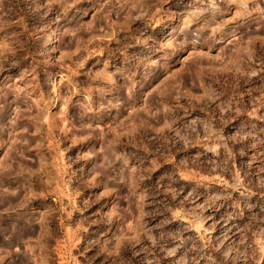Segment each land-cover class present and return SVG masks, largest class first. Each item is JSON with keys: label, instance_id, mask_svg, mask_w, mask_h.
Returning a JSON list of instances; mask_svg holds the SVG:
<instances>
[{"label": "clouds", "instance_id": "9594fccd", "mask_svg": "<svg viewBox=\"0 0 264 264\" xmlns=\"http://www.w3.org/2000/svg\"><path fill=\"white\" fill-rule=\"evenodd\" d=\"M0 264H264V0H0Z\"/></svg>", "mask_w": 264, "mask_h": 264}]
</instances>
